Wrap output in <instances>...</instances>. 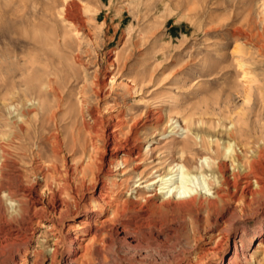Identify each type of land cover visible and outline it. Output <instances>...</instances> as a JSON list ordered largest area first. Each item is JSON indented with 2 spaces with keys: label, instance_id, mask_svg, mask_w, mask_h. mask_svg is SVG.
<instances>
[{
  "label": "rangeland",
  "instance_id": "obj_1",
  "mask_svg": "<svg viewBox=\"0 0 264 264\" xmlns=\"http://www.w3.org/2000/svg\"><path fill=\"white\" fill-rule=\"evenodd\" d=\"M152 112L180 123L192 116L206 127L235 122L241 142L262 147L264 160V0H0L5 173L22 175L10 187L30 188L32 208L48 194L67 206L50 215L57 230L21 232L0 264L261 260L264 195L250 204L194 196L163 207L125 204L136 179L108 178L111 132L126 159L124 136L135 122L130 143L153 133ZM116 120L123 125L114 127ZM158 125L154 155L178 157L184 134ZM191 140L185 152L209 156ZM183 180L209 195L215 184ZM115 207L114 220L105 209Z\"/></svg>",
  "mask_w": 264,
  "mask_h": 264
},
{
  "label": "bare ground",
  "instance_id": "obj_2",
  "mask_svg": "<svg viewBox=\"0 0 264 264\" xmlns=\"http://www.w3.org/2000/svg\"><path fill=\"white\" fill-rule=\"evenodd\" d=\"M25 105L22 103L21 109L26 108ZM29 105V108H32L33 104ZM23 111L20 112L23 114ZM149 118V120L156 122V125L153 126V133L147 138L143 140L136 139L137 143H130V140L136 134L134 130L137 126L136 122L133 123L124 136L123 141L127 142L124 153L126 159H123L117 153L124 144L120 140L118 141L117 134L114 133L115 130L111 132L114 141L112 144L114 155L111 167L106 173L108 178L130 174L136 179L134 181L135 185L128 190L130 191L127 194L129 199L125 200V204L144 202L149 205L163 207L178 199L191 198L192 196L200 202L210 201V203H213L228 199L234 200L238 204L244 202L250 204V202L264 195L263 148H255L253 142L246 147L239 139L241 134L235 129V122H230L229 126L222 124L220 127L211 123L206 127L202 119L188 116L182 118L180 123V120H176L174 116H168L166 120H162L158 112H152ZM95 121L96 119H93V122ZM157 122L162 123V130L166 129L167 132L181 130L184 134L185 137L181 141L182 148L178 157L173 156V154L168 157L154 155V151L157 149L155 142H158L154 140H156L155 137L160 128ZM121 125H123V121L116 120L114 127L119 128ZM193 136L199 138V144L209 152V156L202 155L197 159L190 156L189 151L192 146H189V141H192ZM168 142L164 147L168 148L170 153V151H173L174 144ZM219 142H222V149H220ZM185 148L189 153L185 152ZM128 160L131 163L127 165ZM8 161L9 153L0 150V257H4L10 249L12 250L15 247L20 241L21 232L30 233L37 226L44 227L50 230L51 233L53 230H57L56 222H53L50 215H61V212L67 208L60 195L52 194H48L46 198L40 200L41 206L32 208L30 200L33 194L29 190L30 188L10 187V183L15 177L22 180L23 177L17 172L10 175L5 173ZM129 167L131 170H129ZM185 176H188V178L200 177L210 186L215 182L211 187V194L209 195L202 188L185 184L183 180ZM146 190L150 191L147 192ZM105 210L113 214L115 220L117 208H106ZM122 232L127 234L126 229ZM261 234H258L257 237H260ZM257 246L261 247V243L258 241ZM263 248L255 251L260 253L261 260L253 257L247 264H264Z\"/></svg>",
  "mask_w": 264,
  "mask_h": 264
}]
</instances>
